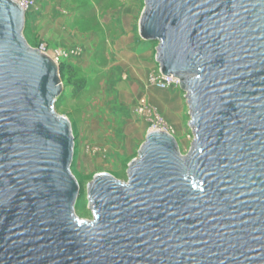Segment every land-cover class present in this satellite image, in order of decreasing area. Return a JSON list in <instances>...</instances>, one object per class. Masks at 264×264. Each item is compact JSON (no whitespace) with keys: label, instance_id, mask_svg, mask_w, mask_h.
Returning <instances> with one entry per match:
<instances>
[{"label":"water","instance_id":"water-1","mask_svg":"<svg viewBox=\"0 0 264 264\" xmlns=\"http://www.w3.org/2000/svg\"><path fill=\"white\" fill-rule=\"evenodd\" d=\"M0 0V264H264V0H144L138 33L178 81L187 154L150 130L128 181L87 185L74 213L59 67Z\"/></svg>","mask_w":264,"mask_h":264},{"label":"rangeland","instance_id":"rangeland-1","mask_svg":"<svg viewBox=\"0 0 264 264\" xmlns=\"http://www.w3.org/2000/svg\"><path fill=\"white\" fill-rule=\"evenodd\" d=\"M64 1L59 12L70 39L65 47H47L31 34L26 21L23 37L32 48L44 44L49 56L58 48L79 49L77 56L59 63L62 93L54 111L70 123L74 142L70 171L78 184L74 213L89 222L93 213L87 185L96 174L106 173L126 183L128 164L152 128L170 133L182 155L190 149L193 133L179 86L160 90L148 81L158 67L157 44L142 40L138 33L144 0ZM131 36L137 38L132 44ZM138 44L147 46L139 50ZM141 100L151 113L137 114Z\"/></svg>","mask_w":264,"mask_h":264},{"label":"crops","instance_id":"crops-1","mask_svg":"<svg viewBox=\"0 0 264 264\" xmlns=\"http://www.w3.org/2000/svg\"><path fill=\"white\" fill-rule=\"evenodd\" d=\"M35 2V8H32L25 13V21L28 30L34 37L42 40V42L45 43L47 47H65L62 45L69 42L70 39L67 38L68 35L64 27L65 20L59 12L60 10H63L65 1L35 0ZM65 7L67 9L69 8V6L67 7V5ZM105 7L106 6L103 5V8ZM135 7H137V5H133V9H135ZM70 36H72V34ZM135 41H137V38H135V36H131L130 44L134 43ZM146 46L147 44H138L136 49L141 50ZM157 69L158 67L154 68L155 71H157ZM172 90L174 89H171L170 91ZM175 113L177 117H179V113Z\"/></svg>","mask_w":264,"mask_h":264},{"label":"built area","instance_id":"built-area-1","mask_svg":"<svg viewBox=\"0 0 264 264\" xmlns=\"http://www.w3.org/2000/svg\"><path fill=\"white\" fill-rule=\"evenodd\" d=\"M17 3L20 4V6L24 9L25 13L35 6V0H14ZM40 50L43 52L45 51L44 44H41L39 47ZM79 53V49L77 47H68V48H58L54 51V54H52L50 57L53 59V61L59 66V63L68 57L77 56ZM149 83L160 90L163 89H176L178 87V81L172 77V76H166L162 75L157 69V71L151 73L148 78ZM137 114H148L151 113V109L146 105L144 100H141L138 103V106L136 108ZM150 130H158V129H150Z\"/></svg>","mask_w":264,"mask_h":264}]
</instances>
